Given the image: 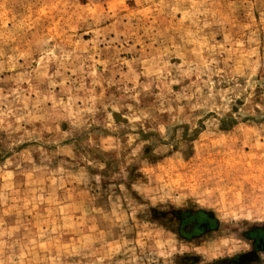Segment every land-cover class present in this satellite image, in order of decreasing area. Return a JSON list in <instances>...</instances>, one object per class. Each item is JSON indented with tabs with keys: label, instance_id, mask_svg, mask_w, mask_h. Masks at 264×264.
Returning a JSON list of instances; mask_svg holds the SVG:
<instances>
[{
	"label": "rangeland",
	"instance_id": "rangeland-1",
	"mask_svg": "<svg viewBox=\"0 0 264 264\" xmlns=\"http://www.w3.org/2000/svg\"><path fill=\"white\" fill-rule=\"evenodd\" d=\"M0 264H264V0H0Z\"/></svg>",
	"mask_w": 264,
	"mask_h": 264
}]
</instances>
